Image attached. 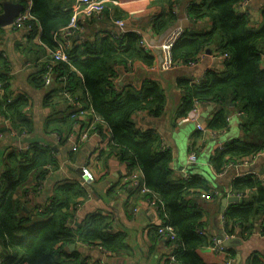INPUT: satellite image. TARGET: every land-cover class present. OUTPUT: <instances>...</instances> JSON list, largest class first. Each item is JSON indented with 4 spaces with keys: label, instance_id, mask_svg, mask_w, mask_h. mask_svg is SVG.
I'll return each mask as SVG.
<instances>
[{
    "label": "trees",
    "instance_id": "16d2710c",
    "mask_svg": "<svg viewBox=\"0 0 264 264\" xmlns=\"http://www.w3.org/2000/svg\"><path fill=\"white\" fill-rule=\"evenodd\" d=\"M241 1H154L164 5L152 21L156 34L165 33L177 23L180 10L191 23L203 19L211 21L206 31H183L170 49L174 61L196 60L204 48L210 47L216 54L226 55L221 61L224 68L221 74L207 71L198 81L185 77L175 79L182 92L175 118L188 116L195 103L219 104L206 122L207 129L214 131L227 126L228 109L238 112L240 129L245 137L226 143L210 157L209 162L218 171L230 161L264 150V67L261 65L264 54V8L261 11V26L255 29L250 26L247 13L237 12ZM18 2L25 5L24 0ZM30 2V19L26 21L30 29L19 46L23 52L33 50L35 58L32 62L37 68L33 84L47 89L45 102L52 104L50 100L53 99L54 103L60 100L68 110L65 98L58 94L63 88L70 96L86 102L89 116L93 117L91 130L99 134L105 129L108 131L111 151L128 168L139 172L140 181L149 190L144 194L157 199L163 211V222L173 227L177 246L172 255L176 264H222L221 261L208 262L203 257L201 251L211 244V240L196 233V227L203 226V213L192 205L189 198L190 192L196 190L207 193L211 198L217 194L196 175L187 181L171 180L170 149H161V136L155 129H137L132 123V115L140 111L161 116L166 104L163 89L153 80H145L137 86L127 84L128 88L117 81L115 66L120 63L124 67L134 60H140L148 67L155 63V57L140 46L139 35L128 31L113 38L108 34L92 43H77L73 37L66 49L68 61H58L54 68L59 75H65L63 85L57 74L54 82L45 86L42 74L47 52L55 45L53 33L68 24L72 10L62 8L58 0ZM117 13L121 15L118 10ZM114 18L122 17L116 15ZM2 32L3 27L0 26V34ZM10 71L9 61L0 51V83L3 89L0 93V120L10 122L6 126L8 133L29 134L33 128L32 118L27 112L30 100L24 92L11 93ZM95 116L98 118L95 119ZM67 117L69 121L77 122L69 113ZM195 146L196 143H193V150ZM55 167L52 150L36 142L31 143L26 151L19 150L6 156L5 172L0 178V251L5 248L10 255L2 264H90L80 252L68 251L66 246L79 242L87 246L96 245L105 252H117L124 247V234L111 232L109 215L95 213L77 231L68 228L67 224L86 194L79 181L65 182L56 188L54 196L42 211L43 220L40 217L32 220L29 215L20 213L17 194L20 185L32 172L40 185ZM231 190L244 196L239 202L228 206L222 214L227 234L245 239L252 234L254 222L258 219L260 223L257 228L264 235L262 180L251 175L236 177L232 180ZM225 250L227 256L234 257L230 248L226 247ZM169 262L167 259L165 264ZM247 264H264V253L254 252L248 257Z\"/></svg>",
    "mask_w": 264,
    "mask_h": 264
},
{
    "label": "crops",
    "instance_id": "0c3cea01",
    "mask_svg": "<svg viewBox=\"0 0 264 264\" xmlns=\"http://www.w3.org/2000/svg\"><path fill=\"white\" fill-rule=\"evenodd\" d=\"M11 1L18 2V0ZM117 1L118 3L115 4L117 10L122 16L126 15L123 19L131 28V32L136 30L142 33L153 44L160 42L163 34L153 32L152 21L161 12L163 4L156 3L155 0ZM58 3L62 8L70 9L74 0H58ZM111 4L101 17L88 18L80 23L74 36L77 43L82 41L92 43L104 35H110L114 28L112 19L118 14L116 6ZM263 8L264 0H242L237 12L247 13L250 26L256 29L261 26ZM177 23H181L184 30L197 32L206 31L211 26L209 19L189 22L181 10ZM24 41L22 29L3 27V32L0 34V51L5 54L11 67V93L15 95L24 92L28 95L30 105L27 112L32 118L33 128L29 134L22 136L11 135L7 132L6 126L0 128V178L5 172L6 156L19 150L26 151L34 142L52 150L56 167L40 185L37 184L34 172L20 185L17 193L20 213L29 215L32 220L38 217L43 220L42 211L54 196L56 188L65 182L79 181L84 186L86 194L67 224L68 228L77 231L79 226L95 213L109 215L111 232H122L125 245L117 252H105L96 245L87 246L77 242L73 243L74 250L80 252L90 264H165L171 254V248L169 243L156 233L155 227L163 222V211L160 210L157 199L124 183L122 176L127 165L111 151L106 129L101 134L96 130H90L87 139H79L78 130L90 123L93 125V117L87 114L86 117L79 119L76 128L73 124L75 121H69L68 110L60 100L54 103L52 99L50 100L52 104L45 102L47 89L33 84V77L37 72L32 62L35 58L33 50L30 53L23 52L19 46ZM209 49L208 54L207 49L204 48L192 66L177 65L169 70H159L150 69L142 61L134 60L127 67L121 63L116 65L115 71L119 84L137 86L145 80H153L163 89L166 98L164 113L155 117L140 111L132 115V123L137 129H155L166 143L172 154L169 163L172 171L171 180L187 181L196 175L210 190L216 191L215 198L209 197L207 193L208 197L202 196L201 190L190 192L189 198L192 205L202 211L203 226L209 236L219 238L223 243V240L228 238V234L222 222V214L235 202L227 203L224 211H221V201L225 197L232 196L228 193L234 178L247 175L264 178V150L260 151L252 162L229 165L225 170L218 171L209 162L210 157L226 143L245 137L240 129V118L236 110H227L228 124L225 128L216 130V133L212 130L199 131L196 126L202 124L207 129L206 122L218 109L219 104L199 105L196 114L175 118L182 94L176 85L177 77L198 81L207 71L223 73L221 59L215 57L213 47ZM159 60L160 54L157 51L155 63ZM261 65L264 67V54ZM193 143H196L194 150ZM53 147L55 149H52ZM191 152H195L194 161L189 160L188 156ZM83 167L90 171V178L82 176ZM259 222L258 219L255 220V228L249 237L241 239L237 235L235 237L241 239L239 243L226 245L234 253L235 264H247L248 257L254 252L264 253V235H261L257 228ZM243 244L247 246H242ZM66 250L71 251L68 246ZM201 253L206 261L211 263H219L222 259L221 255L207 248L202 249ZM9 255L10 251L4 248L0 251V260L4 261Z\"/></svg>",
    "mask_w": 264,
    "mask_h": 264
},
{
    "label": "built area",
    "instance_id": "2783aa9c",
    "mask_svg": "<svg viewBox=\"0 0 264 264\" xmlns=\"http://www.w3.org/2000/svg\"><path fill=\"white\" fill-rule=\"evenodd\" d=\"M24 1H25V5L23 6L22 11L19 12V14L12 20L10 24L5 26L11 29H22L23 33L25 34L26 31L30 29L26 21L30 19L29 10L31 6V2L30 0H24ZM108 3L117 4L118 1L117 0H74V3L70 8L72 10V14L68 24L64 27L57 29L53 33V39L55 45L47 52L48 58L44 62L45 70L42 74L43 83L45 86L51 85L56 79L58 71H56L54 68L57 62L68 61V55L66 49L71 45L72 38L77 33V30L80 27V23L88 18L101 17ZM112 25L114 28L113 30H111L110 34L112 35L113 38H118L131 30V28L126 25L125 20L123 18H113ZM183 31H184L183 25L181 23H175L171 28H169L165 33H163L159 43L153 44L151 41L147 40V38L144 35H142V33L134 30V32L139 35L140 37L139 44L144 50H146L154 57H155V53L159 51L160 60L159 62L154 63L152 66H150L149 67L150 69L157 68L159 70H169L177 65H187V66L194 65L197 59L190 60L188 62L174 61L170 54V49L172 45L181 36ZM215 57L221 59L222 61V59L225 58L226 55L215 53ZM130 64L131 62L128 63V65ZM57 78L61 80L60 84L63 85V81H65L66 79L65 75L58 74ZM2 92L3 89L0 83V93L2 94ZM58 94L65 98L66 105H69L68 107L69 116L71 118H74V120L79 121V119L86 117L87 114H90V110L87 107H85L86 102L82 99H77L76 97L70 96L65 88L60 89L58 91ZM199 105H200L199 103H195L193 108L190 110L189 114L191 113L196 114L198 112ZM236 114H238V112H236ZM97 118L98 117L95 116V119ZM226 120L227 121L229 120V115L226 116ZM9 124L10 122L7 119L0 120V127H2V125L8 126ZM77 126H78V122H75L74 127L77 128ZM91 127L92 125L90 123V125H87L83 127V129L78 130L79 132L78 136L80 140H85L88 138ZM196 128L197 130L202 132H206L208 130L202 124H197ZM212 132L216 133L217 131L214 130ZM10 134L16 135L17 133L16 131H11ZM22 135H26V134L22 133L19 136ZM160 147L163 150L168 148L162 138H161ZM258 153L259 152L244 156L239 160L235 159V161H230L227 164H225L222 167V169L225 170L229 165L252 162ZM188 157L190 161H194L196 159L195 152H191ZM82 176L84 178H90L91 173L87 168L83 167ZM122 177L124 183H127L131 188L137 189L143 193L149 191L148 188L145 186V184L140 181L139 172H137L135 169H130L127 166V169L124 171ZM261 180L264 183V178H262ZM211 190L213 191V193L217 194L216 191H214L213 189ZM228 195L237 196L239 199H241V196H244L232 190L229 191ZM202 196L208 197L205 192L202 193ZM155 228L159 237L163 238V240L168 242L169 247L171 248V254L169 255V260H170L169 264H176L174 261V257L172 255L173 249L177 246L176 234L173 227L169 224H165L164 222H160ZM195 231L197 234L204 235L211 240V244L206 248L209 249L210 251H213L214 253L221 255L222 264H235V257H232L230 255L227 256L225 250L227 246L223 244L219 238L210 237L205 227L203 226L196 227ZM235 236L237 235L230 234L228 235V238H233Z\"/></svg>",
    "mask_w": 264,
    "mask_h": 264
},
{
    "label": "water",
    "instance_id": "95a60500",
    "mask_svg": "<svg viewBox=\"0 0 264 264\" xmlns=\"http://www.w3.org/2000/svg\"><path fill=\"white\" fill-rule=\"evenodd\" d=\"M1 9L0 12V26L8 25L12 22V20L19 14L20 11L23 9V5L19 2H12L11 0H1ZM206 52L209 54L210 49H207ZM52 149H55L54 147ZM239 198L237 196H229L225 197L221 201V211H224L227 203L232 204L233 202H238ZM241 241V239L234 237V238H227L223 240V244L231 245L237 244ZM75 248V244H69L68 249L73 251Z\"/></svg>",
    "mask_w": 264,
    "mask_h": 264
},
{
    "label": "rangeland",
    "instance_id": "374dc122",
    "mask_svg": "<svg viewBox=\"0 0 264 264\" xmlns=\"http://www.w3.org/2000/svg\"><path fill=\"white\" fill-rule=\"evenodd\" d=\"M117 16H118V17H122V18H123V17L126 18V16H122V15H119V14H117ZM221 66H222V63H221ZM203 158H204V157H203ZM242 246H247V245L243 244Z\"/></svg>",
    "mask_w": 264,
    "mask_h": 264
},
{
    "label": "clouds",
    "instance_id": "9594fccd",
    "mask_svg": "<svg viewBox=\"0 0 264 264\" xmlns=\"http://www.w3.org/2000/svg\"><path fill=\"white\" fill-rule=\"evenodd\" d=\"M114 5H115V4H114ZM70 10H71V9H70ZM3 27H4V26H3ZM2 262H3V259L0 260V264H2Z\"/></svg>",
    "mask_w": 264,
    "mask_h": 264
}]
</instances>
